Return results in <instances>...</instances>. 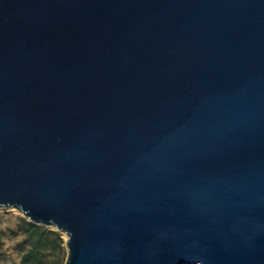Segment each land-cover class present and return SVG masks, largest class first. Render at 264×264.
<instances>
[{
	"label": "water",
	"instance_id": "water-1",
	"mask_svg": "<svg viewBox=\"0 0 264 264\" xmlns=\"http://www.w3.org/2000/svg\"><path fill=\"white\" fill-rule=\"evenodd\" d=\"M0 208L64 264H264V0H0Z\"/></svg>",
	"mask_w": 264,
	"mask_h": 264
},
{
	"label": "trees",
	"instance_id": "trees-1",
	"mask_svg": "<svg viewBox=\"0 0 264 264\" xmlns=\"http://www.w3.org/2000/svg\"><path fill=\"white\" fill-rule=\"evenodd\" d=\"M8 236L19 264H64L67 257L64 235L53 227L32 223L20 217Z\"/></svg>",
	"mask_w": 264,
	"mask_h": 264
},
{
	"label": "rangeland",
	"instance_id": "rangeland-1",
	"mask_svg": "<svg viewBox=\"0 0 264 264\" xmlns=\"http://www.w3.org/2000/svg\"><path fill=\"white\" fill-rule=\"evenodd\" d=\"M20 217L25 218L17 209L0 208V264H19L18 254L13 249L14 240L8 236V230Z\"/></svg>",
	"mask_w": 264,
	"mask_h": 264
}]
</instances>
